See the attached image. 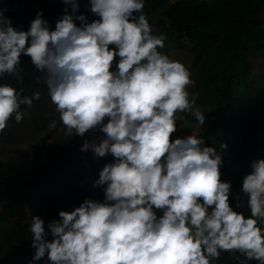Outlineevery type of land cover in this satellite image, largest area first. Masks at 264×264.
Returning a JSON list of instances; mask_svg holds the SVG:
<instances>
[{"label": "clouds", "instance_id": "1", "mask_svg": "<svg viewBox=\"0 0 264 264\" xmlns=\"http://www.w3.org/2000/svg\"><path fill=\"white\" fill-rule=\"evenodd\" d=\"M63 3L54 30L42 11L24 31L0 9V78L22 81L21 56L30 57L67 134H105L80 150L114 160L95 181L104 190L102 201L85 199L47 225L31 217L32 260L213 264L229 252L264 264V158L253 159L242 178L245 216L235 210L239 202L232 206L231 182L222 179V153L195 134L171 138L177 113L191 110L200 126L205 114L189 101V70L158 50L166 37L153 34L144 0H88L98 17L91 22L77 15L78 0ZM22 92L0 84V132L13 117L22 122V105L41 98L39 91L31 97Z\"/></svg>", "mask_w": 264, "mask_h": 264}, {"label": "trees", "instance_id": "2", "mask_svg": "<svg viewBox=\"0 0 264 264\" xmlns=\"http://www.w3.org/2000/svg\"><path fill=\"white\" fill-rule=\"evenodd\" d=\"M36 1L44 5L43 18L54 30L66 7L63 0H3L0 9H6L4 15L11 19L14 27L27 31L36 16L33 8ZM144 4L147 19L161 11L154 31V35L166 37L161 53L169 57L170 50L180 49L191 54L192 62L186 68L193 80L190 94L196 93V97L188 98L194 107L201 108L208 121L200 138L227 159L221 167L222 179L232 184V206L235 208L239 202L241 207L235 210L248 216L247 197L241 192L242 178L250 171L253 159L264 158V89L261 85L264 73L255 76L251 60L252 55L264 53V17H261L264 16V0H144ZM88 9L89 3L85 8L79 7L77 15L83 13L89 22L97 19ZM21 69L22 81L5 74L0 84L9 83L18 90L23 88L22 96L31 97L39 91L41 98L33 100L31 107L22 105L29 119L23 117L22 122L17 123L13 117L8 126L14 135L17 128L22 129V133L38 134L52 121L55 106L46 86L36 82L37 76L43 73L33 66L30 57L21 56ZM181 114L198 122L191 110ZM16 138L28 140L20 135ZM223 144L227 145L226 149L221 147ZM10 232H5L0 243V264H17L21 256L16 242L24 237ZM213 264L257 262L248 261L238 253L221 252Z\"/></svg>", "mask_w": 264, "mask_h": 264}, {"label": "crops", "instance_id": "3", "mask_svg": "<svg viewBox=\"0 0 264 264\" xmlns=\"http://www.w3.org/2000/svg\"><path fill=\"white\" fill-rule=\"evenodd\" d=\"M33 8L37 13L44 10V5L36 1ZM20 111L29 119L23 106ZM54 121L57 126L53 129L49 125ZM50 124L38 134L15 129L16 137L24 136L27 141L18 140L9 126L0 132V231L10 228L15 236L23 235L24 238L16 242L21 251L17 264H29V261L47 264V257L32 260L35 252L29 231L32 216L38 215L47 225L60 219L59 211H72L85 199H104L103 188H89L88 179L95 184L100 170L113 156L96 158L92 151L80 149L85 141L95 139L99 143L105 134L89 130L83 137L75 133L71 136L59 121L57 112ZM54 179L60 180L59 185ZM97 188H100L99 193ZM48 239H52L51 235Z\"/></svg>", "mask_w": 264, "mask_h": 264}, {"label": "rangeland", "instance_id": "4", "mask_svg": "<svg viewBox=\"0 0 264 264\" xmlns=\"http://www.w3.org/2000/svg\"><path fill=\"white\" fill-rule=\"evenodd\" d=\"M52 1L53 0H50V2H52ZM2 3H3V0H0V5ZM78 3H79L80 8H85L88 4V0H78ZM261 17H264V16H261ZM160 19H161V11L157 12L155 15H153L151 18L148 19L149 23L152 27L153 34H154L155 28L157 26V22H159ZM262 27L264 28V22L262 23ZM158 50L160 52H162V49H158ZM169 55H170L169 56L170 59L181 62L182 64L185 65V67H190V64L192 62V57H191V54L189 53V51L180 50V49H173V50L169 51ZM118 59L119 58L117 57L116 60L118 61ZM251 60H252V66H253L254 71H255V76L260 77L264 73V53L258 54V55H252ZM192 85H193V83L190 86H188L187 91L189 93V97L194 99L196 97V93L190 94V90H191ZM261 85L264 89V79H262ZM194 108L201 109L198 105H196ZM176 116H177V131L175 133H173V135L171 137L172 139L182 138V137H185V136L190 135V134H195L200 138V135L204 132V130L208 124V121L205 120V123L200 126L198 122L190 121L187 117H184L181 113H177ZM222 158H223V162L227 163V159H225L224 157H222ZM113 160H114V158L111 157L108 161H109V163H111V162H113ZM88 181L90 183L89 188L91 186L98 187V186H95L94 180L92 181L91 179H88ZM54 183L59 185L60 180L54 179ZM96 190L99 193L100 188H97ZM8 231L10 232V228L6 229L3 232L0 231V240H2V238H4L5 232H8ZM10 233L13 234V232H10Z\"/></svg>", "mask_w": 264, "mask_h": 264}, {"label": "built area", "instance_id": "5", "mask_svg": "<svg viewBox=\"0 0 264 264\" xmlns=\"http://www.w3.org/2000/svg\"><path fill=\"white\" fill-rule=\"evenodd\" d=\"M21 110V109H20Z\"/></svg>", "mask_w": 264, "mask_h": 264}]
</instances>
